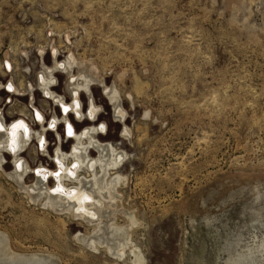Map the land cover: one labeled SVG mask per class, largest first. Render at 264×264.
<instances>
[{
  "label": "rangeland",
  "instance_id": "obj_1",
  "mask_svg": "<svg viewBox=\"0 0 264 264\" xmlns=\"http://www.w3.org/2000/svg\"><path fill=\"white\" fill-rule=\"evenodd\" d=\"M74 98L114 149L86 145L108 165L92 220L10 176L53 188L60 151L97 180ZM0 114L32 130L11 151L0 128V264H264V0H0Z\"/></svg>",
  "mask_w": 264,
  "mask_h": 264
},
{
  "label": "bare ground",
  "instance_id": "obj_2",
  "mask_svg": "<svg viewBox=\"0 0 264 264\" xmlns=\"http://www.w3.org/2000/svg\"><path fill=\"white\" fill-rule=\"evenodd\" d=\"M81 70V69H80ZM82 77L85 79H92L95 80L90 74L86 73V70H81ZM98 81L99 80H95ZM12 83L9 80L6 82V86L9 88H12ZM78 86H82L83 89L88 90V87L86 84H78L74 81V79H70L68 83V88L71 92H74L77 90ZM15 89V88H14ZM103 89L110 95L111 99L114 103V112L118 114L120 117H122V108L119 102V95L118 92L114 87L107 88L103 85ZM78 91V90H77ZM53 94V93H52ZM51 94V95H52ZM77 95V92H76ZM90 99L92 100L91 96ZM66 101V100H65ZM78 100L74 98L72 101L64 102L62 101L60 104V109L62 110L61 120L65 122L66 125V132L71 131V135H68L71 137V139H76L77 137L80 138L77 143L74 145V150L79 152L81 154V157L84 159V163H86L91 169L97 168L96 173L93 174L94 180H89L88 178H81L79 176V170L75 172V169L82 164V160L75 158V163L71 162L70 164H67L65 162L64 156L60 154V151H57L56 161L60 164V169H62L60 172H54L52 173L55 178H57V183L54 181V187L48 188L47 180L48 178H52L51 171H49L47 168L40 166L37 168V171L33 172V175H35V183L29 186L24 185L23 179L20 174L26 170V166H22V161H18L17 164L19 167L15 168L13 172H11L10 176L23 188H25L27 191L32 193L33 195H41L42 193L45 194L46 198L49 200V202L57 206L58 208L67 209L72 211L73 213L85 216L89 220H92L95 215H97L98 211H102L101 208H103V204L101 200L98 197V182H103V176L107 174L108 165L104 163L103 160L97 159L95 160V164L90 163V158L86 155V145L92 144L94 148L99 150L103 157L105 159H113V151L111 147L105 148L100 142L96 141V139L93 136V133L97 131L96 126H90L85 128V131L81 132V134H78L79 132L73 128L71 123L68 121V119L65 116V112L68 109H71L74 113V108L77 106ZM95 107V105H93ZM92 107V108H93ZM95 111L94 109H92ZM79 112V111H78ZM38 111L36 110V114L38 115ZM75 114V113H74ZM87 118L90 119L89 114L87 113ZM39 117V116H38ZM0 114V128H2L1 134L5 137L3 140V143H8L10 146L11 151L14 150L15 144H18L15 140H13L14 133L17 131L18 133V140L21 142L27 141L29 139V136L31 135V131L27 123L22 119H16L14 121H11L8 125L9 128L4 126L2 124ZM55 124V123H54ZM36 132V131H35ZM34 132V133H35ZM83 134V135H82ZM36 137V133H35ZM90 138L91 142L87 143V139ZM17 139V138H16ZM37 139V137H36ZM10 140V141H8ZM39 140H43V136H40ZM44 146L40 147L41 149H44ZM114 148V147H113ZM42 152V151H41ZM88 152V151H87ZM17 159V158H16ZM69 161V160H68ZM15 162V161H14ZM56 162V163H57ZM71 171L69 170V166H71ZM99 168V169H98ZM110 169V168H109ZM34 170V169H33ZM84 171V169H83ZM110 171V170H109ZM86 177V176H85ZM63 178H67L71 181H76V184L72 185H66V183L62 182ZM64 181V180H63ZM70 181V182H71ZM57 184V185H56ZM70 184V183H69ZM117 244L121 245V242H117Z\"/></svg>",
  "mask_w": 264,
  "mask_h": 264
},
{
  "label": "snow or ice",
  "instance_id": "obj_3",
  "mask_svg": "<svg viewBox=\"0 0 264 264\" xmlns=\"http://www.w3.org/2000/svg\"><path fill=\"white\" fill-rule=\"evenodd\" d=\"M69 135H71V131L69 130V133H68Z\"/></svg>",
  "mask_w": 264,
  "mask_h": 264
},
{
  "label": "built area",
  "instance_id": "obj_4",
  "mask_svg": "<svg viewBox=\"0 0 264 264\" xmlns=\"http://www.w3.org/2000/svg\"><path fill=\"white\" fill-rule=\"evenodd\" d=\"M68 133H69V132H67V135H69Z\"/></svg>",
  "mask_w": 264,
  "mask_h": 264
}]
</instances>
